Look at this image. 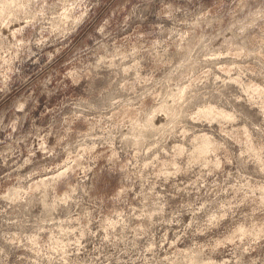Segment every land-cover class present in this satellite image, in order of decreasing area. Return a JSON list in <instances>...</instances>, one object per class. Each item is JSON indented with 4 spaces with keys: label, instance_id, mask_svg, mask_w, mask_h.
Segmentation results:
<instances>
[{
    "label": "clouds",
    "instance_id": "obj_1",
    "mask_svg": "<svg viewBox=\"0 0 264 264\" xmlns=\"http://www.w3.org/2000/svg\"><path fill=\"white\" fill-rule=\"evenodd\" d=\"M0 264H264V0H0Z\"/></svg>",
    "mask_w": 264,
    "mask_h": 264
}]
</instances>
